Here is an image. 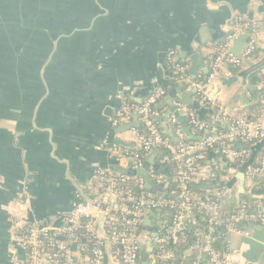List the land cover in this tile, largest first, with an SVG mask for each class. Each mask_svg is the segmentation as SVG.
Here are the masks:
<instances>
[{
	"label": "crops",
	"instance_id": "1",
	"mask_svg": "<svg viewBox=\"0 0 264 264\" xmlns=\"http://www.w3.org/2000/svg\"><path fill=\"white\" fill-rule=\"evenodd\" d=\"M238 16L259 22L254 63L264 60V0H0V264L26 263L16 242L17 223L22 228L33 224L63 228L77 200L92 206L97 237L104 241L105 264H121L105 227V221L115 216L116 201L95 176L117 164L116 140L131 145L121 147L124 150L140 148L133 130L142 126L137 114L114 126L117 113L125 101L140 105L165 90L162 85H180L168 66L170 53L181 61L190 60L179 58L185 53H202L208 65ZM227 72L226 67L224 75ZM198 73L205 75L201 67ZM252 84L263 87L257 92L263 104L251 102L250 121L259 117L264 105V72ZM238 87L223 89L220 95L211 87V92L235 117L245 118L247 112L235 96ZM247 98L252 101V94ZM193 100L200 106L191 108L200 122L212 127L211 108L203 106L198 95ZM160 111L157 122L164 129L169 126L164 120L169 106ZM124 125L131 128L118 134ZM215 129L228 131L226 126ZM148 157L169 176L172 165L163 163L161 152L155 150ZM222 158L218 151L208 150L201 165L234 181L229 189L238 201L242 173ZM130 162L118 165L126 168ZM245 182L247 190L254 187ZM172 184L164 189L175 196ZM211 187L198 196L222 190ZM146 212L143 223L149 222L150 235H143L142 229L139 240L146 250L157 251L155 240L164 234L171 213ZM192 218L194 237L196 231H206L205 216L195 212ZM192 218L186 217L178 238L171 242L175 264L176 260L193 263L196 252L191 251V242L184 241ZM224 240L226 257L234 264H264L263 230L251 231L250 238L229 233ZM72 249L78 261L89 264L81 259L77 245Z\"/></svg>",
	"mask_w": 264,
	"mask_h": 264
},
{
	"label": "built area",
	"instance_id": "2",
	"mask_svg": "<svg viewBox=\"0 0 264 264\" xmlns=\"http://www.w3.org/2000/svg\"><path fill=\"white\" fill-rule=\"evenodd\" d=\"M259 27L260 24L257 21H246L242 16L236 17L232 31L210 58L207 76L198 73L196 77H193L190 74L192 64L189 60H179L175 52L168 55V66L177 76L178 83H185L187 90L196 92L203 106L211 108L212 127L200 122L193 109L183 108L181 103H175L178 111L184 112L189 127L193 129L194 135L200 138L199 141L185 142L188 137L184 134L176 116L170 118L169 127L179 142H173L164 134L157 122V119L162 116L157 106L167 96L165 90L155 92L140 105L127 101L122 103L114 126L128 122L132 115L137 114L145 133L133 130L140 145L138 150L129 151L118 145L113 146L117 164L129 160L133 163V169L139 170L143 168L147 156L155 150H160L163 153V163L175 165L174 175L166 176L160 174L155 168H150L149 176L157 185L165 186L175 183L179 192L175 194L176 199H162L146 189L142 178L132 179L128 175H118L104 170L96 173L95 180L116 201L115 216L105 221V227L108 241L115 248V254L119 257L121 264H141L139 237L146 211L171 213V220L164 234L155 240L157 260H160L161 264H174L172 263L174 262L173 252L166 245L178 238V230L184 216L186 222L188 215L192 218L195 212L204 214L206 231L198 230L194 233L195 241L190 249L199 256L206 257L209 264H234L214 247V235L220 234L218 233L220 229L223 230L221 234L223 239L229 233H240L250 238L251 231H247L246 227L252 224L264 226L262 201L255 200L250 204L248 199H242L233 211L223 210L221 198L227 192H232V189L225 188L223 184L229 183L231 179L201 166L205 160V151L215 150L228 162L242 167L248 163L251 153L249 150L237 149L234 146L235 142L239 140L242 146H254L264 140V109L256 120L235 117L216 100L211 92L212 85L224 75L226 67L242 69L246 61L255 60L260 35ZM248 31H251L248 47L241 56H236L231 52V45L238 39L241 32ZM213 126H226L228 131L218 129L212 131ZM245 177L246 181L254 185L252 189L255 188V181H264V147L255 158L253 165L247 169ZM211 181L217 182L216 186L222 190L200 197L190 188L191 185L206 186ZM91 209L92 206L77 200L66 220V225L54 230L43 229L36 224L22 228L17 223V229L20 232L16 242L25 252V264H83L82 261H78L72 249V245H76L79 239L78 233L81 229L97 239L93 247L78 246L81 259H88L89 264H105L104 241L97 237L96 221L91 215ZM97 209L102 212L100 206ZM82 219L86 220L85 224ZM188 224L190 228L194 226L193 218L188 221ZM192 264L202 263L200 259H196Z\"/></svg>",
	"mask_w": 264,
	"mask_h": 264
},
{
	"label": "water",
	"instance_id": "3",
	"mask_svg": "<svg viewBox=\"0 0 264 264\" xmlns=\"http://www.w3.org/2000/svg\"><path fill=\"white\" fill-rule=\"evenodd\" d=\"M250 35H251V31L241 32V34L238 36V39L233 41V43L231 45V52L233 54H235L236 56H241L242 53L248 47ZM188 57L190 59L189 61L193 63V67H191V69H190V74L193 77H196L200 67L204 69V72H205L204 74L206 76L209 74L208 65H206V63H203V61L205 59H207V55L196 52V53L188 56V54L185 53L183 56H181L179 58L182 60H186ZM244 67H246V68L245 69H237L234 67H227V71H228L227 75L221 76L219 78V80L216 81L212 85V89L214 90L216 95H220V93L223 89L231 90L234 86L238 85L239 87L235 93V96L240 97L241 103L244 107V110L247 112L245 115V118H248V120H250V118H251L250 117L251 116V112H250L251 102L254 103V105H256L258 107H261L263 104L257 95V92L261 91L263 87L254 86L252 84V79L259 74H263V72H264V60H262L258 63H254V60H248V61H246ZM162 87L166 90L167 96L157 106V108L159 110H161L163 106H169V111H168L167 115L164 117V120L169 124L170 118L172 116H176L179 123L182 126L184 134L187 135L188 139H194L195 137L191 134V129H190V127L186 121V118L184 116V112L178 111V108L176 107L175 103H181L183 108L194 107L195 109H199V107H200L199 103L198 102L196 103L193 100V97L196 95V92L195 91L184 92L185 91L184 89L187 88L185 83H182L178 87H175V88L171 85H165V86L162 85ZM247 93L252 94V101H250L247 98ZM130 128H131L130 125L121 126V127H119L117 133L118 134L125 133ZM162 130L164 131L165 135L168 136L173 142H175V143L179 142V140L174 135L173 131L170 129L169 126L164 127V129H162ZM114 145H118L120 147H123L124 149L125 148L128 149L131 146V145H129V143H125L124 141L119 140V139L115 141ZM234 146L239 150L251 151V157H250L248 163L243 165L242 167H239L236 164L230 163L224 158L221 159V161L223 163L231 166L234 169L240 170L242 173V175L240 176V192L237 194L238 195L237 196L238 202H240L242 200L243 196L247 197L250 204H252V202L255 200L264 201V195H255L254 189L251 188V189L247 190L245 188V186H246L245 173H246L247 169L253 165L255 158L260 153V151L263 149L264 140L259 142L258 144L254 145V146H251V145L242 146L240 141L238 140L235 142ZM156 151L161 152V154L163 156L162 151H160V150H156ZM152 166L160 174H168L167 170L161 169L159 165H155L153 160H146L143 168H141L139 170L133 169V163L132 162H130L128 167H126V168H122L116 163H113L110 168L114 173H116L118 175H128L132 179L142 178L145 181L146 189L154 192L159 198L176 199V197L174 195L173 196L170 195L169 190L164 189L163 185H157L150 178L148 171ZM233 182L234 181H230L229 183H225L223 185H225L226 187L229 188V187H231ZM204 188L210 189L213 187H204ZM228 195H232V192H230V191L227 192L224 195V197L221 198L222 203H225L226 197ZM84 200L88 202V198L85 196H84ZM146 213H148V215H150V216L155 215V213L153 211H148ZM184 222H185V216L182 219V224H181L178 231H180L184 227ZM148 224H149V222L143 223V232H142L143 235L144 234L150 235L151 229L147 227ZM197 228L198 227L196 226V229ZM246 230L247 231H253V230H256V231L263 230L264 231V226H256V225L252 224V225L246 227ZM178 235H179V232H178ZM142 238H143V236H142ZM139 244H141L140 245V261H141V264H161L160 260L154 259V255L157 254V251H155L153 248H151V250L150 249L146 250L143 246L144 242H142L140 240H139ZM150 244L151 243H149V245ZM197 258H198V255L195 254L194 259H197ZM194 259H192V262ZM176 263L178 264V260H176Z\"/></svg>",
	"mask_w": 264,
	"mask_h": 264
},
{
	"label": "trees",
	"instance_id": "4",
	"mask_svg": "<svg viewBox=\"0 0 264 264\" xmlns=\"http://www.w3.org/2000/svg\"><path fill=\"white\" fill-rule=\"evenodd\" d=\"M262 109H264V105H263ZM190 129H191V131H193L192 128H190ZM140 132L141 133H145L143 128H140ZM194 137H195L194 139H187L185 142L193 143V142L199 141L197 136H194ZM168 168L170 170L169 171L170 172L169 176L170 175L173 176L174 175L175 165L173 164L172 166H170ZM255 182H256L255 189H254L255 193L257 195H264V181L263 180H257ZM172 185H175V187H176V189H175V187H172V190L173 191L175 190V192L178 193L179 189L177 188V185L175 183H173ZM216 185H217V182L211 181L209 183V185H206V186H210L211 187V186H216ZM190 188L196 194L202 193L203 190H204L203 186L200 187V186H196V185H191ZM152 193H154V192H152ZM246 199H247V197L243 196V200H246ZM257 202H259V201H257ZM262 203H264V201H262ZM238 205H239V203H238L237 199L234 196L228 195L226 197L225 203H222V208H223V210L230 212V211H233L234 209H236L238 207ZM82 222L85 224L86 220L82 219ZM192 228L193 227H191V228L188 227V230L186 229L185 233H184L185 240L187 242H191V244L195 241V239H194V237L192 235ZM201 231H203V230H201ZM218 233H220V235L219 234H215L214 235V247H216V249L222 254V256H225L228 253V245H227V242L221 236V234L223 233V230L220 229L218 231ZM78 235H79V239H78L76 245L80 246V247H86V246L93 247L95 241L97 240L95 236H93L92 234L87 233L83 229H81L79 231ZM166 246L168 247L169 250H172V243H168ZM200 261H201L202 264H209V262L206 259V257L200 258ZM172 263H174V262L172 261Z\"/></svg>",
	"mask_w": 264,
	"mask_h": 264
},
{
	"label": "rangeland",
	"instance_id": "5",
	"mask_svg": "<svg viewBox=\"0 0 264 264\" xmlns=\"http://www.w3.org/2000/svg\"><path fill=\"white\" fill-rule=\"evenodd\" d=\"M232 237H233V238H232L233 240H235V239L237 238V236H236V235H232Z\"/></svg>",
	"mask_w": 264,
	"mask_h": 264
}]
</instances>
